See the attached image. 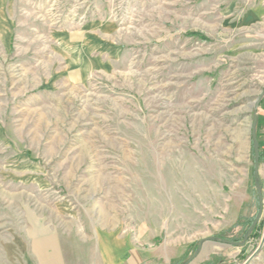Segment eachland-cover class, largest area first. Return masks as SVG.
I'll return each instance as SVG.
<instances>
[{
	"label": "rangeland",
	"instance_id": "rangeland-1",
	"mask_svg": "<svg viewBox=\"0 0 264 264\" xmlns=\"http://www.w3.org/2000/svg\"><path fill=\"white\" fill-rule=\"evenodd\" d=\"M261 170L264 0H0V264H264Z\"/></svg>",
	"mask_w": 264,
	"mask_h": 264
},
{
	"label": "water",
	"instance_id": "water-1",
	"mask_svg": "<svg viewBox=\"0 0 264 264\" xmlns=\"http://www.w3.org/2000/svg\"><path fill=\"white\" fill-rule=\"evenodd\" d=\"M261 96H262V94L257 98V101L260 100ZM257 106H258V103L256 102L255 110L253 113L252 128H251V136H252V143H253V148H254V158H255V170H254L255 174L257 173V167H258V162H259V145L257 142V135H256V122H257L256 108H257ZM257 192H258V200H259V210H258V213L255 217V220L252 223V226L256 223V220L259 218V216L261 215L262 210H263V200H262L259 185H257Z\"/></svg>",
	"mask_w": 264,
	"mask_h": 264
},
{
	"label": "crops",
	"instance_id": "crops-1",
	"mask_svg": "<svg viewBox=\"0 0 264 264\" xmlns=\"http://www.w3.org/2000/svg\"><path fill=\"white\" fill-rule=\"evenodd\" d=\"M262 172H264V170L263 171L261 170V174H262ZM263 215H264V211H263ZM113 260L115 263H118L119 261H123V254L118 255L117 253H115Z\"/></svg>",
	"mask_w": 264,
	"mask_h": 264
},
{
	"label": "trees",
	"instance_id": "trees-1",
	"mask_svg": "<svg viewBox=\"0 0 264 264\" xmlns=\"http://www.w3.org/2000/svg\"><path fill=\"white\" fill-rule=\"evenodd\" d=\"M259 160H261V153H259Z\"/></svg>",
	"mask_w": 264,
	"mask_h": 264
}]
</instances>
